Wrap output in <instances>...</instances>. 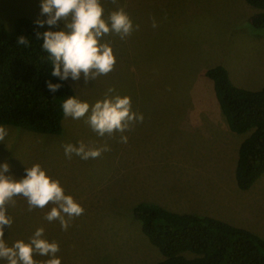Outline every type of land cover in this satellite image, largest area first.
I'll return each instance as SVG.
<instances>
[{
  "label": "rangeland",
  "instance_id": "rangeland-1",
  "mask_svg": "<svg viewBox=\"0 0 264 264\" xmlns=\"http://www.w3.org/2000/svg\"><path fill=\"white\" fill-rule=\"evenodd\" d=\"M40 3L0 0V22L11 29L19 18L44 19ZM103 5L105 15L123 8L139 27L123 40L105 38L117 56L112 72L88 84L83 78L66 82L90 104L110 88L130 96L144 120L123 134L127 143L118 132L98 136L83 118L65 117L59 136L7 126L0 164L7 162L22 178L26 167L39 163L84 208L64 230L58 220L45 219L51 202L30 209L16 196L6 205L13 220L5 226L9 242L28 240L43 227L49 240L59 242L62 264H156L163 255L132 216L143 202L219 218L264 238V175L249 191L237 187L236 163L247 135L229 130L205 77L221 65L235 86L263 87L264 33L250 24L259 11L245 0H103ZM81 141L109 150L88 160L65 155V144Z\"/></svg>",
  "mask_w": 264,
  "mask_h": 264
},
{
  "label": "trees",
  "instance_id": "trees-1",
  "mask_svg": "<svg viewBox=\"0 0 264 264\" xmlns=\"http://www.w3.org/2000/svg\"><path fill=\"white\" fill-rule=\"evenodd\" d=\"M259 12L251 18L256 33H264V0H245ZM38 28L19 18L8 29L0 22V125L43 135L63 133L61 104L76 94L66 81L51 75L47 54L35 40ZM29 37L25 47L16 43ZM229 130L247 135L240 145L235 169L236 185L249 191L264 175V85L252 91L237 87L221 65L205 72ZM61 83L51 93L46 82ZM143 234L163 255L156 264H264V238L222 219L198 214H177L143 202L132 210ZM188 255H192L189 257Z\"/></svg>",
  "mask_w": 264,
  "mask_h": 264
},
{
  "label": "clouds",
  "instance_id": "clouds-1",
  "mask_svg": "<svg viewBox=\"0 0 264 264\" xmlns=\"http://www.w3.org/2000/svg\"><path fill=\"white\" fill-rule=\"evenodd\" d=\"M41 16L35 23L38 28L35 40L40 42L41 51L47 54L51 75L60 81H95L114 70L117 56L113 45L105 38L117 35L125 39L139 27L130 15L119 8L105 15L103 0H41ZM155 27V24L153 25ZM16 43L29 46V37L19 36ZM47 89L56 93L61 83L46 82ZM65 117L85 119L89 127L100 137L121 133L120 140L127 143L123 135L144 116L133 110L132 98L120 95L115 89H108L102 99L89 103L76 93L67 96L61 104ZM8 136V130L0 125V142ZM107 145L89 147L83 141L64 145V153L81 159L98 158L108 151ZM23 196L29 208H41L52 203L45 219L59 221L67 230L72 218L83 214L84 208L71 194H67L59 179L53 178L39 163L26 167L25 175L17 178L10 172V165L0 164V264H62L59 242L49 240L43 227L37 228L28 240L18 239L11 243L5 236V226L11 227L13 220L7 214V207L14 197ZM47 257L40 261L36 257Z\"/></svg>",
  "mask_w": 264,
  "mask_h": 264
}]
</instances>
